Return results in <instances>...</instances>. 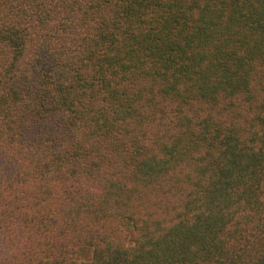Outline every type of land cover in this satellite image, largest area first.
<instances>
[{"label":"trees","instance_id":"1","mask_svg":"<svg viewBox=\"0 0 264 264\" xmlns=\"http://www.w3.org/2000/svg\"><path fill=\"white\" fill-rule=\"evenodd\" d=\"M0 264H264V0H0Z\"/></svg>","mask_w":264,"mask_h":264},{"label":"rangeland","instance_id":"2","mask_svg":"<svg viewBox=\"0 0 264 264\" xmlns=\"http://www.w3.org/2000/svg\"><path fill=\"white\" fill-rule=\"evenodd\" d=\"M92 258V251L90 249H86L81 251V253L79 254V260L86 262L91 260Z\"/></svg>","mask_w":264,"mask_h":264}]
</instances>
